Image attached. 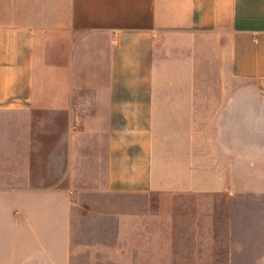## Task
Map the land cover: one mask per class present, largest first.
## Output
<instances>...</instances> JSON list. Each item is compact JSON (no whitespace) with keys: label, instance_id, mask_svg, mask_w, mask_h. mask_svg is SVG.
Returning a JSON list of instances; mask_svg holds the SVG:
<instances>
[{"label":"crops","instance_id":"crops-1","mask_svg":"<svg viewBox=\"0 0 264 264\" xmlns=\"http://www.w3.org/2000/svg\"><path fill=\"white\" fill-rule=\"evenodd\" d=\"M242 163L264 0H0V264H252L202 204Z\"/></svg>","mask_w":264,"mask_h":264},{"label":"rangeland","instance_id":"rangeland-1","mask_svg":"<svg viewBox=\"0 0 264 264\" xmlns=\"http://www.w3.org/2000/svg\"><path fill=\"white\" fill-rule=\"evenodd\" d=\"M248 165L242 163L239 186L229 192L209 193L208 200H203L202 204L210 210V238H215L221 245H229L235 238L242 247L235 251L236 257L242 261L250 260L252 264H264V186H252V167ZM234 194L235 201L232 200ZM182 204L196 208L199 202ZM232 252L211 250L210 256L227 259Z\"/></svg>","mask_w":264,"mask_h":264}]
</instances>
